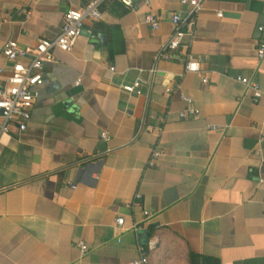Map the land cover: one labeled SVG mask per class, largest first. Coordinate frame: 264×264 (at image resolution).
Listing matches in <instances>:
<instances>
[{
	"label": "crops",
	"instance_id": "crops-1",
	"mask_svg": "<svg viewBox=\"0 0 264 264\" xmlns=\"http://www.w3.org/2000/svg\"><path fill=\"white\" fill-rule=\"evenodd\" d=\"M180 2L139 0L130 10L106 1L72 52L56 50L45 65L26 131L0 137V264H129L141 248L149 264H189L190 252L264 264V0L202 5L184 41L199 73L186 72V48L162 58L172 15L189 17ZM85 4L0 0V67L11 69L7 42L53 40L64 15ZM139 78L141 94L122 92ZM181 96L198 117L180 119ZM90 165L92 175L79 174Z\"/></svg>",
	"mask_w": 264,
	"mask_h": 264
},
{
	"label": "built area",
	"instance_id": "built-area-1",
	"mask_svg": "<svg viewBox=\"0 0 264 264\" xmlns=\"http://www.w3.org/2000/svg\"><path fill=\"white\" fill-rule=\"evenodd\" d=\"M106 1L109 0H86V4L82 9L69 10L64 15L59 36L53 40L42 39L36 46L29 48H22L15 41H9L4 45L1 53L11 64V69L8 72L5 68L0 67V137L9 134L13 126L18 127L22 132L26 131L28 122L32 118L34 106L40 98L39 89L44 84L45 65L55 61L54 53L56 50L66 53L72 52L76 42L84 33L85 22L87 20L100 21L102 19L100 8ZM116 1L132 10L135 2L139 0ZM143 1L150 4L154 0ZM206 1L208 0H181L182 6L190 7L188 19L184 20L180 14H173L171 17L172 36L163 49L162 58L171 61L176 58L177 53L182 48L188 49L185 54L187 73H199L201 70L202 60L190 52V46L184 45V41L186 39L193 40L196 17ZM218 17L221 18L222 14H219ZM146 24L151 26L153 30H158L160 20L155 14H149L146 17ZM259 31L264 33V25L259 28ZM257 56L260 61L264 59V40L260 42ZM110 70L115 72V68ZM207 81L205 78L204 83H207ZM238 81L246 87L258 92L261 91L260 87L248 78L239 77ZM143 84H145V80L139 78L131 85L121 86V90L129 95H139ZM181 98L187 104V108L180 113V119L198 117L200 112L195 107L194 100L186 96H181ZM149 130H152V128H149ZM101 137L106 142L111 140L107 132H103ZM162 157V151L154 150L153 159H161ZM150 166H154V161L150 163ZM138 198L140 199L141 196H138ZM117 225L123 227L124 219H118ZM134 229L137 230V226ZM78 246L83 256L89 251L87 245L83 242H79ZM151 249H154V247L151 246ZM140 253V258L129 264H149L144 248L140 249Z\"/></svg>",
	"mask_w": 264,
	"mask_h": 264
},
{
	"label": "trees",
	"instance_id": "trees-1",
	"mask_svg": "<svg viewBox=\"0 0 264 264\" xmlns=\"http://www.w3.org/2000/svg\"><path fill=\"white\" fill-rule=\"evenodd\" d=\"M189 264H219L217 260L189 253Z\"/></svg>",
	"mask_w": 264,
	"mask_h": 264
},
{
	"label": "water",
	"instance_id": "water-1",
	"mask_svg": "<svg viewBox=\"0 0 264 264\" xmlns=\"http://www.w3.org/2000/svg\"><path fill=\"white\" fill-rule=\"evenodd\" d=\"M101 165V164H100ZM94 166L90 165L85 170H81L79 174L86 173L87 175H92L94 173ZM90 177V176H89Z\"/></svg>",
	"mask_w": 264,
	"mask_h": 264
}]
</instances>
